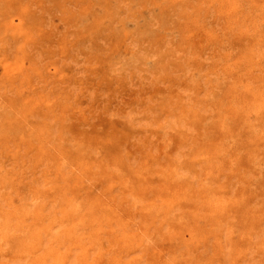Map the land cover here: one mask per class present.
<instances>
[{
  "label": "rangeland",
  "instance_id": "rangeland-1",
  "mask_svg": "<svg viewBox=\"0 0 264 264\" xmlns=\"http://www.w3.org/2000/svg\"><path fill=\"white\" fill-rule=\"evenodd\" d=\"M262 4L0 0V264H264Z\"/></svg>",
  "mask_w": 264,
  "mask_h": 264
},
{
  "label": "bare ground",
  "instance_id": "bare-ground-1",
  "mask_svg": "<svg viewBox=\"0 0 264 264\" xmlns=\"http://www.w3.org/2000/svg\"><path fill=\"white\" fill-rule=\"evenodd\" d=\"M126 3V2H125ZM246 5V4H245ZM256 5V4H255ZM261 5V4H260ZM262 6H264V4H262ZM1 7V6H0ZM73 8V7H72ZM240 8V7H239ZM243 8V7H242ZM252 8V7H251ZM258 8V7H257ZM94 9V8H93ZM126 9V8H125ZM135 9V8H134ZM262 9V8H261ZM117 10V9H116ZM262 10H264V9H262ZM261 11V10H260ZM201 13V12H200ZM165 17V16H164ZM153 18V17H152ZM138 24V23H137ZM128 29V28H127ZM189 30V29H188ZM162 31V30H161ZM192 34V33H191ZM176 41V40H175ZM224 47V46H223ZM229 47V46H228ZM190 48V47H189ZM91 52V51H90ZM232 52V51H231ZM137 57V56H136ZM221 60V59H220ZM128 61V60H127ZM126 62V61H125ZM234 67V66H233ZM186 73V72H185ZM196 74V73H195ZM191 76V75H190ZM224 77V76H223ZM219 79V78H218ZM222 88V87H221ZM228 91V90H227ZM10 109V108H9ZM11 110V109H10ZM58 114V113H57ZM233 117V116H232ZM226 122V121H225ZM225 124V123H224ZM233 129V128H232ZM207 131V130H206ZM204 132V131H203ZM214 134V133H213ZM212 134V135H213ZM253 134V133H252ZM216 137V136H215ZM166 140V139H165ZM203 141V140H202ZM62 142V141H61ZM170 143V142H169ZM168 147V146H167ZM206 147V146H205ZM238 147V146H237ZM13 148V147H12ZM187 152V151H186ZM159 153V152H158ZM190 156V155H189ZM188 156V157H189ZM62 159V158H61ZM234 159V158H233ZM28 160V159H27ZM134 160V159H133ZM98 161V160H97ZM229 161H230V159H229ZM254 162V161H253ZM50 165V164H49ZM231 165V164H230ZM251 165V164H250ZM42 166V165H41ZM226 166V165H225ZM253 167H255L254 165H253ZM95 168V167H94ZM173 168V167H172ZM215 168V167H214ZM230 168V167H229ZM179 171V170H178ZM118 173V172H117ZM30 175V174H29ZM127 178V177H126ZM210 179V178H209ZM93 181V180H92ZM259 187V186H258ZM249 188V187H248ZM202 192V191H201ZM245 195V194H244ZM207 196V195H206ZM104 198V197H103ZM205 198V197H204ZM40 200V199H39ZM55 205V204H54ZM64 207V206H63ZM154 208V207H153ZM118 209V208H117ZM150 209V208H149ZM250 212V211H249ZM58 213V212H57ZM156 213V212H155ZM87 214V213H86ZM149 214H151V213H149ZM103 215V214H102ZM155 215V214H154ZM88 216V215H87ZM93 217V216H92ZM84 218V217H83ZM97 218V217H96ZM95 218V219H96ZM99 219V218H98ZM212 219H214L213 217H212ZM189 220V219H188ZM97 221V220H96ZM195 221V220H194ZM212 221V220H211ZM247 221H249V220H247ZM189 222V221H188ZM213 222H214V220H213ZM55 223V222H54ZM141 223V222H140ZM89 224V223H88ZM186 224V223H185ZM193 225V224H192ZM209 225V224H208ZM216 225V224H215ZM180 226V225H179ZM183 229V228H182ZM187 230V229H186ZM175 231V230H174ZM179 231V230H178ZM139 232V231H138ZM188 233V232H187ZM176 234V233H175ZM174 234V235H175ZM192 234V233H191ZM197 234V233H196ZM21 235V234H20ZM152 235V234H151ZM179 236V235H178ZM170 237V236H169ZM180 237V236H179ZM168 238V237H167ZM244 238V237H243ZM148 239V238H147ZM13 243V242H12ZM9 245V244H8ZM3 248V247H2ZM4 249V248H3ZM143 249V248H142ZM2 252H4V251H2ZM39 254V253H38ZM161 254V253H160ZM164 257V256H163ZM1 259V258H0ZM5 262V261H4ZM26 263V262H25Z\"/></svg>",
  "mask_w": 264,
  "mask_h": 264
}]
</instances>
